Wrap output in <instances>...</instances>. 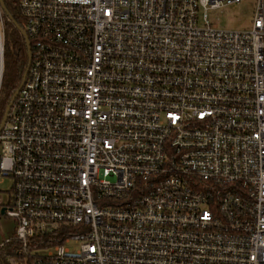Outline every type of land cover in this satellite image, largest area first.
Listing matches in <instances>:
<instances>
[{
	"label": "built area",
	"instance_id": "obj_1",
	"mask_svg": "<svg viewBox=\"0 0 264 264\" xmlns=\"http://www.w3.org/2000/svg\"><path fill=\"white\" fill-rule=\"evenodd\" d=\"M243 1L17 0L30 59L0 129V253L264 264V0L247 29L207 18ZM3 47L0 6V84Z\"/></svg>",
	"mask_w": 264,
	"mask_h": 264
},
{
	"label": "trees",
	"instance_id": "obj_2",
	"mask_svg": "<svg viewBox=\"0 0 264 264\" xmlns=\"http://www.w3.org/2000/svg\"><path fill=\"white\" fill-rule=\"evenodd\" d=\"M4 6L16 22L23 28L17 0H2ZM29 45L18 28L4 15V50L3 73L0 84V124L6 106L9 104L14 91L19 86L28 62ZM0 264H14L12 254L0 253Z\"/></svg>",
	"mask_w": 264,
	"mask_h": 264
},
{
	"label": "rangeland",
	"instance_id": "obj_3",
	"mask_svg": "<svg viewBox=\"0 0 264 264\" xmlns=\"http://www.w3.org/2000/svg\"><path fill=\"white\" fill-rule=\"evenodd\" d=\"M252 0L243 1L240 4L225 6L219 9L207 11V18L213 27L219 29L242 30L250 27ZM200 11V22L201 20ZM12 187V180L5 178L0 180V205L5 203ZM14 223L11 219L0 215V242L5 241L12 235ZM70 251H75L78 245L71 241L65 244Z\"/></svg>",
	"mask_w": 264,
	"mask_h": 264
},
{
	"label": "water",
	"instance_id": "obj_4",
	"mask_svg": "<svg viewBox=\"0 0 264 264\" xmlns=\"http://www.w3.org/2000/svg\"><path fill=\"white\" fill-rule=\"evenodd\" d=\"M0 6H1L3 12L5 13V15L8 17V19H9V20H10V21H11V22H12V23L18 28V30L20 31V33L22 34V36L25 38L26 42L28 43V38H27V36H26L25 31H24L22 28H20V27L16 24V22L11 18V16H10L9 13L7 12V10H6V8H5L4 3H3L2 0H0ZM29 59H30V52H28V61H29ZM25 77H26V71L24 72V74H23V76H22V79H21V82H20L19 86H18L17 89L14 91V93H13L11 99H10L9 104H8V105L6 106V108H5L4 115H3V118H2V121H1V124H0V129H1V126L3 125V123L6 121V118H7V115H8V113H9V111H10V108H11V106H12L13 103H14V100H15V98H16L18 92H19L20 87H21L22 84L24 83ZM3 213H4V209L2 208V209H0V214H3Z\"/></svg>",
	"mask_w": 264,
	"mask_h": 264
},
{
	"label": "bare ground",
	"instance_id": "obj_5",
	"mask_svg": "<svg viewBox=\"0 0 264 264\" xmlns=\"http://www.w3.org/2000/svg\"><path fill=\"white\" fill-rule=\"evenodd\" d=\"M4 13V12H3ZM4 15H5V13H4ZM28 45H29V43H27ZM29 47V46H28ZM30 50V49H29ZM28 52H30V51H28ZM29 62V61H28ZM28 62H27V65H28Z\"/></svg>",
	"mask_w": 264,
	"mask_h": 264
}]
</instances>
